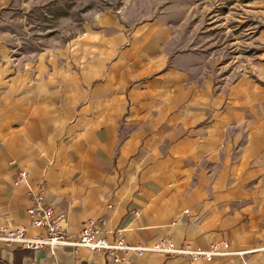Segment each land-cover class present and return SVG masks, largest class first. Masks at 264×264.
Returning <instances> with one entry per match:
<instances>
[{
  "label": "crops",
  "instance_id": "0c3cea01",
  "mask_svg": "<svg viewBox=\"0 0 264 264\" xmlns=\"http://www.w3.org/2000/svg\"><path fill=\"white\" fill-rule=\"evenodd\" d=\"M22 2L0 0V226L45 235L27 211L33 191L66 213L72 242L94 219L109 242L169 239L202 250L219 242L230 253L131 252L125 263L82 245L52 253L0 241V261L264 264V0L222 5L237 51L216 58L240 57L241 29L248 53L221 73L203 53V74L200 56L182 48L177 8L101 11L70 39L16 54L3 23ZM21 169L29 177L16 183Z\"/></svg>",
  "mask_w": 264,
  "mask_h": 264
},
{
  "label": "rangeland",
  "instance_id": "374dc122",
  "mask_svg": "<svg viewBox=\"0 0 264 264\" xmlns=\"http://www.w3.org/2000/svg\"><path fill=\"white\" fill-rule=\"evenodd\" d=\"M20 6L4 15L3 29L8 33L9 42L16 54L30 53L54 41H65L83 30L94 13L106 10L119 11L134 2H147L159 8L179 9L172 15L173 21L181 25L184 49L200 56L198 73L203 74V53L211 55L208 68L213 73L229 71L242 65L246 59L248 35L240 32V57L216 58L218 55L231 56V32L226 35V26L232 23L233 15H221L222 5L229 11L231 0H24ZM223 2V3H222ZM206 8L204 9V7ZM153 8V7H152ZM204 9V10H203ZM224 10V11H225ZM218 13V14H216ZM223 18V21L220 19ZM219 20V21H217ZM222 20V19H221ZM245 24H247L245 22ZM231 28V27H230ZM222 42L226 43L225 49ZM223 51V52H222ZM234 60H238L234 63ZM207 67V66H205Z\"/></svg>",
  "mask_w": 264,
  "mask_h": 264
},
{
  "label": "built area",
  "instance_id": "2783aa9c",
  "mask_svg": "<svg viewBox=\"0 0 264 264\" xmlns=\"http://www.w3.org/2000/svg\"><path fill=\"white\" fill-rule=\"evenodd\" d=\"M28 177L29 172L21 169L16 183L26 182ZM30 198L31 205L27 208V211L32 218V226L34 228H43L45 235H29L27 229L23 226L16 228L0 226L1 242L8 245L15 244L19 247L32 250L49 247L52 253H54L57 246L62 244L82 245L90 250H103L105 253L110 254L115 261L125 263L129 261L127 256L131 252H136L139 255L146 251L183 254L190 255L193 260L230 253L227 244L219 242L212 243L210 248L206 250L179 247L169 239L159 240L152 245H131L124 238L109 242L107 238L99 236L100 229L97 227V220L94 219L89 220L88 224L80 230L78 240L72 242L68 240L64 229L66 213L61 210H55L52 205L46 202L44 195L40 192L31 191ZM119 251L124 252L125 256H119Z\"/></svg>",
  "mask_w": 264,
  "mask_h": 264
},
{
  "label": "trees",
  "instance_id": "16d2710c",
  "mask_svg": "<svg viewBox=\"0 0 264 264\" xmlns=\"http://www.w3.org/2000/svg\"><path fill=\"white\" fill-rule=\"evenodd\" d=\"M28 250H29V249H28ZM0 264H7V263H5V262H1V261H0ZM14 264H16V262H15Z\"/></svg>",
  "mask_w": 264,
  "mask_h": 264
}]
</instances>
